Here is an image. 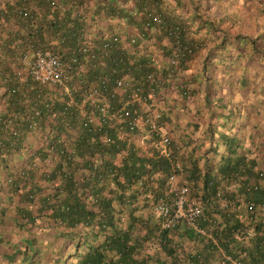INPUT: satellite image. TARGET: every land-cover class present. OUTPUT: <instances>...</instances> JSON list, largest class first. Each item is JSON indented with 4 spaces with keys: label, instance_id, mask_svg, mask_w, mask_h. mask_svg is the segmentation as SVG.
I'll return each instance as SVG.
<instances>
[{
    "label": "trees",
    "instance_id": "16d2710c",
    "mask_svg": "<svg viewBox=\"0 0 264 264\" xmlns=\"http://www.w3.org/2000/svg\"><path fill=\"white\" fill-rule=\"evenodd\" d=\"M132 1L128 6L112 0L92 4L90 0H0V72L8 75L0 152H14L27 135H36L41 142L18 177L31 180L21 194L38 204L36 216L58 222L59 235L71 244L75 241L76 249L86 244L74 264H210L212 258L223 264H264V215L258 208L264 204V127L262 145L255 147L261 159L251 155L254 145H244L235 134L219 131L227 149L212 166L205 156L194 157L193 148L186 150L189 142L175 129L168 130L173 154L166 157L155 148L120 137L116 128L87 127L64 93L54 96L49 87L24 71L23 56L36 50H50L70 60L72 55L79 57L78 49L88 41L100 47L108 40L101 32L116 33L117 29H98L94 34L99 37H94L89 26L99 19H116L136 30L124 40L110 39L116 44L109 49L107 67L98 66L95 74L92 70L73 74L78 97L101 71L112 78L119 75L111 68L126 69L131 57L132 74L154 70L148 64L153 58L163 60L158 67L162 75L158 89L174 86L179 98L198 92L210 104L209 94L216 83L240 82L243 87L255 68L263 90L264 0H212L208 8L198 0L189 6L183 0H174V6L168 0ZM177 7L183 11H176ZM213 34L217 39L212 40ZM132 35L137 37L134 42ZM128 44L132 50L142 44L143 54L138 49L131 54ZM171 56L176 58L174 65L169 63ZM195 60L198 70L186 73ZM23 74L26 81L20 80ZM164 108L166 125L171 117L165 114L169 107ZM236 113V107H231L226 117L229 125L236 123L231 121ZM5 133L7 137L2 136ZM253 133L248 135L252 140ZM177 158L182 161L190 195L205 204L196 222L209 237H202L184 220L165 228L155 215L153 207L164 196L166 176ZM179 228L202 241L197 254L191 256L190 249L175 240ZM63 247L56 249L54 264H62ZM35 249L31 258L40 247Z\"/></svg>",
    "mask_w": 264,
    "mask_h": 264
},
{
    "label": "crops",
    "instance_id": "0c3cea01",
    "mask_svg": "<svg viewBox=\"0 0 264 264\" xmlns=\"http://www.w3.org/2000/svg\"><path fill=\"white\" fill-rule=\"evenodd\" d=\"M94 1L96 0H90V3L92 4ZM112 1L125 2L129 5L133 3L132 0ZM195 1L197 0H183V5L189 6ZM198 1H203L206 8L213 5L212 0ZM168 2L174 6V0H168ZM176 11L182 12L183 10L177 7ZM88 29L92 33H97L98 29H117L118 32L124 34L122 37L136 30L133 25L116 19H99L95 25L92 24ZM211 36L212 40L217 39V34ZM196 65H198V60L190 64L186 73L196 72L198 70ZM25 76L27 75L23 74L20 80L23 81ZM6 77H8L7 73L2 75L0 72V118L5 113L3 94L7 86ZM248 80L250 79L248 78ZM261 82L257 77L251 80L250 85L243 87L239 84L240 82H234L233 85L218 82L215 84V88L210 91V104H206L204 96L201 97L202 95L198 92L188 99L179 98L174 86L170 88L164 86L158 91L162 97V107H169L165 114L171 118H169L170 122L166 121V127L168 130H178L184 142H189V146H186L185 149L193 148L194 157L205 156L204 158H208L206 163L212 166L213 163L220 160L218 154L227 149L224 140L219 138V131L235 134L244 145H254V148H250V152L252 156L257 155L255 147L259 144L262 145L261 132L264 127V94ZM231 107H236L237 112L234 119L236 123L233 125H229L228 118H226ZM211 129L213 132H210ZM257 130L261 133L260 135ZM252 131H254L253 140L248 136ZM3 135L7 137V133ZM36 137V135H27L23 144L10 154L0 152V264H28V262L29 264H39V262L40 264H54L55 250L61 244L64 245V252L69 257L65 264H74L78 260V249L69 250L72 246L71 241L59 235L62 228L58 222L43 215L36 216L38 204L35 201L26 200L21 194L25 189H28L31 180H22L18 177L24 169H27L28 161H30L29 156L34 148L41 143L37 141ZM258 156L259 159L262 158L261 154ZM199 162L205 163L203 159ZM260 164L262 166V161ZM49 168H52V165ZM36 169L38 171V168ZM38 174L39 171L33 177L36 179ZM14 180L21 182L16 185L12 183ZM178 182L186 183L184 170L178 175ZM175 240L190 249L191 256L193 253L197 254L203 246L199 238H192V235L191 237L187 236L182 228H179L176 233ZM34 247H40V250L31 258ZM85 249L86 247L83 250ZM210 264H219L218 259L212 258Z\"/></svg>",
    "mask_w": 264,
    "mask_h": 264
},
{
    "label": "built area",
    "instance_id": "2783aa9c",
    "mask_svg": "<svg viewBox=\"0 0 264 264\" xmlns=\"http://www.w3.org/2000/svg\"><path fill=\"white\" fill-rule=\"evenodd\" d=\"M101 34L108 40L104 41L100 47L88 41L78 49L79 57L72 55L70 60H64L50 50H36L28 53L22 58L25 65L24 71L33 81L49 87L54 96L57 93H64L85 118L83 123L88 125L87 127L116 128L120 137L128 141L133 140L137 145L147 149L155 148L161 154L170 157L173 154V145L163 120L164 108L158 91L162 78V75L158 73V67L163 60L153 58L148 64L154 65V70L132 74L134 60L131 57L126 69L118 70L116 66L111 68L112 72H118L119 75L112 78L108 74H103L104 70L101 71L95 78L97 81L84 87L81 97H78V87L76 83H73V74L88 70H92L95 74L98 66L107 67L105 60L109 56V49L116 44L110 39L124 40L127 37V34L122 37L124 34L120 32L104 31ZM91 36L99 37V34L93 33ZM136 38L132 35L131 42H134ZM128 45L131 54L137 49L140 55L143 54L142 44H138L136 50H132L131 44ZM124 46L125 44L121 47ZM115 47L119 49L118 46ZM169 63L176 64V58L171 56ZM150 152L152 153L151 149ZM180 170V160L174 159L165 179L166 193L169 194L160 198L154 205V211L161 218V224L165 228L172 227L180 219L196 227L197 219L203 214L202 198H190L188 185L179 184ZM249 207H251L250 204ZM258 208H260V215H264V204H260Z\"/></svg>",
    "mask_w": 264,
    "mask_h": 264
},
{
    "label": "rangeland",
    "instance_id": "374dc122",
    "mask_svg": "<svg viewBox=\"0 0 264 264\" xmlns=\"http://www.w3.org/2000/svg\"><path fill=\"white\" fill-rule=\"evenodd\" d=\"M262 60H263V58H262ZM258 68H259V66H258ZM262 68H261V71H262V75L264 77V69H262ZM255 74L258 75V72L256 71V68L250 70V72H249V79L250 80L248 81L247 85H250L251 84V80L257 77ZM263 90H264V85H263ZM263 94H264V91H263ZM229 117H231V116H229ZM231 121H234L232 117H231ZM258 134L260 135V132L259 131H258ZM74 243H75V241H73L72 246L69 248V250L74 249V248H77ZM84 247H86V244L85 243L84 244L82 243V246H80V248L78 249V252L76 251L77 254H78V258H80L81 252H83ZM55 251H57V250H55ZM62 253L63 254H62V258H61L62 260L61 261H62V264H65L67 262L65 258H69V257H67V255L65 254L64 247L62 249Z\"/></svg>",
    "mask_w": 264,
    "mask_h": 264
},
{
    "label": "clouds",
    "instance_id": "9594fccd",
    "mask_svg": "<svg viewBox=\"0 0 264 264\" xmlns=\"http://www.w3.org/2000/svg\"><path fill=\"white\" fill-rule=\"evenodd\" d=\"M177 159H179L180 160V163H181V170H180V172H179V174L182 172V161H181V159L180 158H177ZM169 174V173H168ZM168 176V175H167ZM167 176H166V178H167ZM180 184V183H179ZM182 184H186V183H182ZM187 185V184H186ZM188 187H189V185H188ZM167 192V187H166V189H165V193H164V196L166 195V194H169V193H166ZM189 197L190 198H197V197H192L191 195H190V187H189ZM227 200H229V197H227L226 198V200L224 201V202H226ZM204 206H205V204H203V211H204ZM153 209H154V207H153ZM155 212V211H154ZM155 215H156V213H155ZM203 215V214H202ZM201 215V216H202ZM157 216V215H156ZM157 217H159V216H157ZM160 218V217H159ZM161 219V218H160ZM180 220H182V219H180ZM185 222V221H184ZM186 223V222H185ZM176 224V223H175ZM175 224L174 225H172V227H174L175 226ZM187 224V223H186ZM172 227H170V228H172ZM193 228H195V229H197V232H199L200 233V235L201 236H208L209 237V235H210V233L206 230V229H204V228H202V227H198V223L196 222V227H194V226H192ZM225 256H227V257H231L230 255H227V254H225ZM218 262H219V264H223L222 262H220L219 260H218ZM235 264H240V263H235Z\"/></svg>",
    "mask_w": 264,
    "mask_h": 264
}]
</instances>
